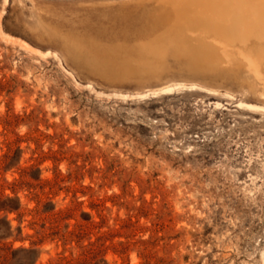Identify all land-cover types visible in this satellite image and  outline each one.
Listing matches in <instances>:
<instances>
[{"label":"rangeland","instance_id":"obj_1","mask_svg":"<svg viewBox=\"0 0 264 264\" xmlns=\"http://www.w3.org/2000/svg\"><path fill=\"white\" fill-rule=\"evenodd\" d=\"M0 264H264V0H0Z\"/></svg>","mask_w":264,"mask_h":264},{"label":"bare ground","instance_id":"obj_2","mask_svg":"<svg viewBox=\"0 0 264 264\" xmlns=\"http://www.w3.org/2000/svg\"><path fill=\"white\" fill-rule=\"evenodd\" d=\"M140 1H142V0H140ZM161 6H162V8H166L165 11L162 12L163 15L164 14H170L171 12H172V14H176V13L183 14L184 13V8L181 5L174 7V6H168V5L164 4V5H161ZM191 29H197V28H191ZM170 32L173 35V37H172L173 41L172 42H174L175 45L178 48L184 49L185 53L188 52V54L190 53V54H193V55H197L198 58H200V59H205V58H207L209 56H211V58L216 59V55L217 54H216L215 51H209L208 53H203L202 55H199L198 54V49L192 47L190 45V42L185 38V36H184V32H185L184 27H182L180 30L176 29V30H173V31H170ZM157 41H158V45H156V46H158V47L155 48L154 47V43H152V44L150 43L148 46L143 47V48L147 49L148 53L153 55V52H152V51H154L153 49L154 48L155 49H157V48L160 49L161 46H162L161 45L162 44L161 41L160 40H157ZM68 44L69 45H66V47L65 46L64 47L66 49H70L71 55H72L71 56V60L74 61L76 64H78L80 66H83V67H86V68H88V69H90L92 71H95L97 73H99L98 71H96L98 68L103 69V67H98L97 68L95 66L98 63H101V66H105V64H108V68L114 69L112 72H114V75H115L122 68L120 65L124 61H126L124 59L125 57L123 56V54L121 55V54L117 53L114 50H112V51H104V52H97V51H91V50L85 49L83 52H80L79 50H76L77 46L79 44H82L80 41L72 39L71 43H68ZM83 48H85V46ZM159 49H157V50H159ZM157 50H155V51H157ZM190 64L195 69L198 68V67H203V68L206 67V65H204V63L202 64V63H199V62H192ZM212 70H214L213 67H212ZM180 84H182V83H180Z\"/></svg>","mask_w":264,"mask_h":264},{"label":"water","instance_id":"obj_3","mask_svg":"<svg viewBox=\"0 0 264 264\" xmlns=\"http://www.w3.org/2000/svg\"><path fill=\"white\" fill-rule=\"evenodd\" d=\"M193 42V41H192ZM190 42V45L198 49V54L202 55L203 53H208L209 51H215V48L211 44H207L200 40L195 41V43Z\"/></svg>","mask_w":264,"mask_h":264}]
</instances>
